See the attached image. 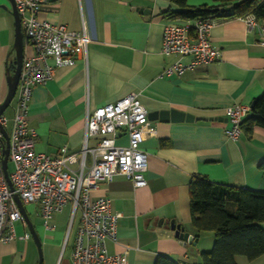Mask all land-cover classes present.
Instances as JSON below:
<instances>
[{
	"label": "crops",
	"instance_id": "obj_1",
	"mask_svg": "<svg viewBox=\"0 0 264 264\" xmlns=\"http://www.w3.org/2000/svg\"><path fill=\"white\" fill-rule=\"evenodd\" d=\"M175 8L171 0H45L39 10L40 19L60 23L69 31L84 30L91 40L85 60L56 69L52 79L33 89L27 112L37 152L52 157L61 148L78 152L83 147L87 111L133 93L148 113L176 110L206 119L149 121L140 144L148 161L145 186L135 187L125 177L115 176L92 191V197H108L111 210L121 214L117 237L106 247L109 254L123 253L124 264H155L159 256L177 264H201L199 255L212 249L214 235L193 228L188 206L192 175L229 187L264 190L259 169L264 162V129L241 128L236 141L225 135L230 127L225 109L250 107L264 92L260 35L249 31L239 18H216L210 42L220 51L219 59L181 76L161 78L163 68L176 60L161 52L162 30L169 20L163 12ZM11 11L10 1L0 0V104L8 91L6 71L15 62ZM22 50L24 57L33 54L25 37ZM11 103L8 114L4 113L8 118L13 113ZM118 142L125 144L126 139ZM87 145L93 146L94 140ZM229 210H234L233 204ZM53 220L52 230L44 222L38 228L31 223L41 243V263L72 264L79 217L67 253L66 234ZM175 225L193 237L192 243L181 242L171 229ZM21 227L29 234L28 227ZM23 235L0 243V264H38L30 234L26 240ZM235 263L264 264V252L254 260L236 256Z\"/></svg>",
	"mask_w": 264,
	"mask_h": 264
},
{
	"label": "built area",
	"instance_id": "obj_2",
	"mask_svg": "<svg viewBox=\"0 0 264 264\" xmlns=\"http://www.w3.org/2000/svg\"><path fill=\"white\" fill-rule=\"evenodd\" d=\"M45 0H13L20 20L23 37L33 48V54L24 57L16 87L13 113L10 118L0 117V127L9 138L8 175L13 191L2 173L0 164V243L16 238L15 223L24 229L27 224L20 213L14 195L23 206L40 208L41 218L48 230L52 216L65 205L70 206L72 217L78 213L79 223L73 247L72 264H124L123 253L109 254L106 242L117 237V223L121 214L111 210L108 197H92L99 184L123 176L135 187L145 186L148 167L147 154L141 150L148 112L142 107L137 94H128L114 103L86 113L83 147L78 152L61 148L58 156H49L35 149V133L28 125L29 102L35 86L45 85L56 69L72 66L85 60L90 37L86 31H69L66 26L39 18ZM241 19L249 31L257 30L259 43L264 45V22L252 15ZM216 19L168 20L162 32L161 52L176 56L163 68L161 78L181 76L196 67L216 62L220 51L210 42L211 28ZM251 113L246 105L225 109L230 127L227 139L236 141L241 127ZM0 132V163L4 144ZM126 139L125 144L118 141ZM94 140L93 146H88ZM74 166V168H72ZM92 197V198H91ZM72 218V219H73ZM22 239L29 238L24 233Z\"/></svg>",
	"mask_w": 264,
	"mask_h": 264
},
{
	"label": "trees",
	"instance_id": "obj_3",
	"mask_svg": "<svg viewBox=\"0 0 264 264\" xmlns=\"http://www.w3.org/2000/svg\"><path fill=\"white\" fill-rule=\"evenodd\" d=\"M209 4L187 5L188 0H171L175 9L163 12L166 19L192 20L242 18L252 15L264 22V0H206ZM13 73L15 63L8 67ZM252 117L244 120L241 128L258 126L264 129V92L254 100ZM264 178V162L259 164ZM189 210L196 231L212 232V249L202 252L201 264H236L235 257L254 260L264 252V190L229 187L194 174L189 180ZM230 204L234 210L230 211ZM155 264H177L164 256Z\"/></svg>",
	"mask_w": 264,
	"mask_h": 264
},
{
	"label": "water",
	"instance_id": "obj_4",
	"mask_svg": "<svg viewBox=\"0 0 264 264\" xmlns=\"http://www.w3.org/2000/svg\"><path fill=\"white\" fill-rule=\"evenodd\" d=\"M10 4H11V13L13 15L14 18V25H15V43L13 45V51L15 53V69L13 71V73H11L9 71V69L6 71V76H7V85H8V91H7V95L5 97L4 100H2L3 102L0 104V117L4 114L3 112H5V110L10 106L11 104V100L14 98L15 92H16V87L19 81V77H20V73H21V67H22V61L24 58L23 55V35H22V31H21V27H20V20L18 17V14L16 12V8H15V4L13 2V0H9ZM255 101L251 102V110L254 107V103ZM248 117H252V113H250L248 115ZM149 121H156V120H160V121H172V122H194V121H199V120H206L205 118H198V117H194L193 115L190 114H186L183 112H179L176 110H169V111H160V112H152V113H148V119ZM0 132L3 135L2 139H4V144H3V148H2V159H1V168H2V173L3 176L6 179V182L8 184V189H10V191H13V187L12 184L10 182L9 176L8 175V156H9V138L8 134L6 132V130L2 127H0ZM14 201H16L18 208L20 210L21 215L23 216L25 222H26V226L28 227V231L30 234V237L33 239V242L35 243L37 250H38V254H39V262H37L38 264H42V256H41V243L39 241V238H37V234L33 228V226L31 225V222L29 221V218L27 216V213H25V208L24 206L21 204L20 201H18V197L16 195H14ZM172 231H175L178 233V238L181 240V242H187L192 243L193 241V237L190 236L188 233L183 232V228H181L178 225L172 226Z\"/></svg>",
	"mask_w": 264,
	"mask_h": 264
},
{
	"label": "rangeland",
	"instance_id": "obj_5",
	"mask_svg": "<svg viewBox=\"0 0 264 264\" xmlns=\"http://www.w3.org/2000/svg\"><path fill=\"white\" fill-rule=\"evenodd\" d=\"M194 2H206V0H193ZM13 102V101H12ZM12 105V103L10 104V106ZM9 106V107H10ZM9 107L5 110V114H8L7 112H9ZM8 164V171L10 172L12 170V165L10 162L7 163ZM26 209V213L29 217V220L31 221L32 225H34L35 227H41L40 224H43L42 218H41V213L40 212V208L38 206H34V205H27L25 206ZM70 210V206L69 205H65L63 207V209L59 212L56 213L52 216V220L53 222L56 224V228L58 230L63 229L65 234H66V238L65 241L68 240V244L66 246V248H64L65 252L69 250L72 239H73V235L75 232V227L78 220V213L75 215V219L73 221V217ZM15 236L18 238L19 236H22L24 234V231L22 229V227L20 226L19 223H15ZM30 242L33 244L34 246V250H36V256L39 262V254H38V250L37 247L35 246V244L33 243L32 239H30ZM64 251L62 252L63 254L65 253ZM66 252V253H67Z\"/></svg>",
	"mask_w": 264,
	"mask_h": 264
}]
</instances>
